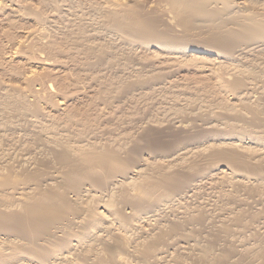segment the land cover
Wrapping results in <instances>:
<instances>
[{
    "label": "rangeland",
    "instance_id": "1",
    "mask_svg": "<svg viewBox=\"0 0 264 264\" xmlns=\"http://www.w3.org/2000/svg\"><path fill=\"white\" fill-rule=\"evenodd\" d=\"M226 1L239 12L255 9L251 13L264 17V0ZM253 1L260 3L259 9ZM166 4L0 0V176L11 168L20 173L30 162L46 173L36 179L37 185L23 180L17 189L6 186L0 198L8 209L21 210L38 190L55 194L51 205L60 209L57 217L67 216L69 225L61 230L70 229L68 238L57 231L56 238L39 242L49 246L57 264L90 263L69 247L80 249L94 240L103 264L113 263L111 256L117 258L114 264H141L111 240L104 249L97 236H117L130 243L125 246H134L160 222L181 215L188 220L198 214L203 218L186 223L171 245L164 246L171 264H198L190 256L210 246L217 251L231 245L239 249L242 244L255 249L259 244L254 239L264 235L262 225L254 224L250 231L226 226L242 207L250 213L264 209V47L251 45L240 59H215L158 46V37L133 30L130 20L142 18L168 31L171 38L178 37L175 42L201 39L197 29L185 33ZM107 6L112 7L108 12ZM28 118L34 126L25 123ZM66 146L74 150L69 152ZM91 148L111 158V170L86 162L81 154ZM220 150L234 153L236 161L216 155ZM172 173L179 174L176 182L166 183L165 176ZM146 178L153 184L138 190ZM184 184L189 187L184 189ZM137 199L154 211L138 210L132 205ZM74 209L82 213L75 215ZM86 219L89 228L80 231L76 225ZM209 231L219 233L201 241ZM190 235L194 239L189 244L182 241ZM19 241L17 236L0 234V264H45L23 252Z\"/></svg>",
    "mask_w": 264,
    "mask_h": 264
},
{
    "label": "bare ground",
    "instance_id": "2",
    "mask_svg": "<svg viewBox=\"0 0 264 264\" xmlns=\"http://www.w3.org/2000/svg\"><path fill=\"white\" fill-rule=\"evenodd\" d=\"M164 1L167 2L168 6H169V10H171V13H173L174 16L178 18L177 21H179V23H181L184 26L183 27L184 30L182 28L181 29L183 31H186L185 33H187L188 31L189 32L190 31H194L193 29H197L198 30L197 32H199L198 33V36L201 39H196V41H194V42H186V43H182V42H180L178 40H177V42H175L173 40V38H174L175 35L173 36V38H171V36H170L171 34L169 35L168 31H163V30L160 31L161 28L159 29V27L157 25H153V24L149 25L150 23L147 24V21L145 23V21H143L142 18H140L141 20H139V17H138V20L139 21H136L135 22V20H130L132 22V25H133V27H132L133 30L135 29L134 31H136L138 34L141 33L142 35H147L148 37L150 35L151 38H152V36L158 37L160 41H158L156 43L154 42L158 46H162V47H166V48H171V49L176 50L177 52H180V53H183V54L186 53V52H199L201 54H207V55L213 56L215 59L216 58H221V59L233 58V60H234V58L240 59L239 56L241 54L245 53V51H246L245 48H248L251 45H254L255 47H257V49H260V47H262V46L264 47V21L262 22V19H261V17L262 18H264V17L260 13V16L261 17L257 14L259 16L258 18H260V19H258L256 15H254L253 13H251V10L254 12L255 9L254 10L253 9H251V10L249 9L250 12H247L246 11L247 9L245 10L246 12H243V11H240L239 12V11L236 10L237 8L236 9H233L235 7L233 6V8H232V5H230L231 3L227 2L226 0H164ZM259 2L260 1H258V3ZM250 3H251V1H250ZM253 3H256V1L255 2L253 1ZM253 3H252V5H253ZM259 4L256 5V6H258V9L260 8L259 7ZM261 5L264 6V3H262V1H261ZM253 6L255 7V5H253ZM107 7H108L107 8V12H108V10L111 9L112 7H110V6H107ZM262 8L263 7H261V9ZM105 10H106V8H105ZM263 10H264V8H263ZM115 14H117V13H115ZM129 15H131V14H129ZM125 20H127V19H125ZM119 21H120V19H119ZM125 24L128 25L127 22ZM118 28H120V27H118ZM117 31H120V29H117L116 32ZM182 33L184 34V32H182ZM185 35H187V34H185ZM183 37H185V36L183 35ZM183 37L181 36L182 39H183ZM187 37H188V35H187ZM195 37H196V35H195ZM186 38H185V40H190L191 39L190 37H189L190 39H186ZM176 39H179V38L176 37ZM262 48H261V50H262ZM248 49H250V48H248ZM187 61H189V60H187ZM25 121H26L25 123L28 124V125H31V126H34L35 125L34 124L35 121L33 119L28 118ZM70 147L69 146H66L65 148L67 149V151L69 150V152H70L71 149L73 148V147H71V148ZM91 149H92V151L87 150V152H84L83 154H81L82 156H84L86 162L87 161L88 162L89 161H91V162L93 161V162H95V164L97 163V166L99 165L98 166L99 168L100 167L101 168L103 167L102 170L104 168H107L108 169L110 167V165H111L110 164L111 163V161H110L111 158L110 157H107L105 153H102L101 154L100 153L101 152L100 150H99V153H98V152H93L94 151L93 148H91ZM73 150H74V148H73ZM88 151H90V152H88ZM95 151H96V149H95ZM81 155H80V157H81ZM216 155L221 156V157H226V158H229L231 160L233 159L235 161L237 159V157H236V155L234 153L233 154H232V152H229L228 153L227 151H221L220 150V152H216ZM33 158H35V156ZM33 158H31V159L33 160ZM31 159H30V161H31ZM38 159H37V161H39ZM65 160L66 159H64V161ZM40 162H41V160L39 161V163ZM67 162H69L68 159H67V161L65 163H67ZM93 162H92V164H94ZM7 167L10 168V166H7ZM69 167H71V166H69ZM9 168H7V169H9ZM73 168H74V166L71 168V170H73ZM9 170L7 171L8 173H6L5 175H2L3 178H1V176H0V191L1 190L3 191V189L6 188V186H12V188H16L17 189V187H16L17 184H19V182H22L23 180H25V181H34L33 184L34 185H37V183H35L36 182V179H39V177L42 174L44 175V173H45L44 170L41 171V169L39 168V166L35 165V163L32 164V162H30L26 167H21L20 168V170H21L20 173H18L19 171L13 170L12 168L9 169ZM136 174H138L140 176L141 175V171L139 169L136 170ZM177 175H179V174H177ZM177 175L174 174V173H172V174H167V176H165V175L164 176L166 178L165 179L166 181L167 180L168 181H172V180H175V177ZM142 178H144V176ZM161 178H163V177H161ZM150 179H152V178H150ZM150 179H148V178H146L144 180L141 179L142 183L139 184V185H137L136 188L138 190H141V191L142 190H145L147 187H149L150 185L153 184L152 183L153 182V179H152V181ZM165 180H163V181L160 180V181L161 182H164ZM176 180H177V178H176ZM176 180L174 182H176ZM155 181L158 182V180H155ZM168 181L166 183H168ZM164 185H167V184H164ZM187 187H189V185L188 184H184V189L187 188ZM35 188H37V187H35ZM33 194L36 195L35 193H32L31 195H33ZM59 197H61V196H59ZM54 198H55V194L52 193L51 191L50 192L49 191L47 192V191L38 190L37 195L34 196V197H32V198L30 197L29 200H27L23 204L21 210L11 209V208L8 209L9 208L8 205L5 204L2 201V199L0 198V234L1 235H6L7 237H11V236H17V237H19L20 238L19 243L21 245L22 251L25 252L26 254L28 253L29 255H33V259H35V261H41V262L42 261H45V264H57L58 261L56 262V259H53L54 257L53 258L51 257V254H53V253H51V250L49 249V246H47V244L46 245H43L39 241L48 242V240H50L51 237L56 238L55 237L56 236L55 233L57 231L61 232L60 234L63 233L64 236L63 235H61V236L63 237V239H66L68 237H66L65 235H66L67 232L70 231V229H69V231H63L64 228H65L64 226L65 225L66 226L69 225V224H67V222H68L67 219H65L67 216L65 217V216H63L64 214L63 215L60 214L57 217V213L60 211V209L58 207H56V206L51 205V203L53 204ZM57 198H58V195H57ZM58 201H62V200H58ZM66 201H67V199L64 202H66ZM64 202H62V203H64ZM132 205H134L137 208H140L138 210L146 209L147 212L154 211V210H152V208H154L152 205L143 204V201L141 202L138 199ZM263 205L261 206V208L263 207ZM242 208L239 209L238 211L236 210L237 212H235V213L233 212L234 214L231 215L230 218H229V220H228L230 222V224L229 223H226V224H229V225H226V226L231 231H233V229L234 230L236 229V228H233L232 229L231 228L232 225L235 226V227L238 226V227H240L242 229L244 228V229H246V231L247 230L250 231L251 229H254L253 228L254 224H256L255 226L262 225L263 228H264V209H258L257 211L253 210L255 212H253L251 210V213H250L248 211L249 208L247 210L245 209L246 211L244 210V208L243 209ZM72 212L75 213V215H76V213H78V214L79 213H82L81 209H77V210L74 209ZM195 217L194 218L191 217V220L190 219L189 220L186 219L182 215L178 219L177 218L176 219H174V218L173 219L172 218H168V219H166V222L164 224L160 222V224H158V226L155 229H152V232L151 233H149L146 236L142 237L141 240H139L138 242H135V243L132 242V243H134L133 244L134 246H131V245L130 246H125L127 243L124 244L125 242L123 243V239L121 240L120 237H117V236H111V235H104L103 237L97 236V235L96 236H97L100 244H102V246H104V247L105 246H108L109 247V244H110L109 241L110 240L113 243V245L116 246V247L117 246L122 247V248L123 247H126L125 249H126V252L128 253V255L130 254L129 256H132V257H135L136 256V258L138 259L137 261H139L141 264H171L170 261H169V259H167V257H166V253H167L166 250L167 249L165 248L166 249L165 250L164 249V246L168 248L169 245H171V241L174 240V237H175L177 231L182 230L183 229V226H185L186 223L188 224V223H190V221L192 222V220H198V219L201 220L200 217H202V216H200V214H198V216L196 218ZM64 221H66V222H64ZM83 222H85V223H83ZM83 222L81 221V223L79 222L78 224L76 222V224H77L76 226L79 227V230L80 231L81 230L83 231L85 229L87 230V228H89V226H88V224H89L88 222L89 221L86 219V221H83ZM69 223H71V222L69 221ZM73 223H74V221H73ZM71 226H72V228L74 227L73 225H71ZM220 227H223V226H220ZM227 227H225V228L227 229ZM62 228H63V230H61ZM104 228L107 229V226L106 227L104 226ZM219 229H221V228H219ZM258 229H259V227H258ZM75 231H71V232H75ZM90 231H92V230H90ZM221 231L222 230H220V232ZM227 231L228 230H226V231L224 230L223 232L224 233L226 232V234H227ZM235 231H240V229H238V230L236 229ZM209 232L207 234L208 236L207 237H203L201 239V241L202 240L203 241L204 240L206 241L208 238L215 239L216 233L217 232L219 233V231H215V232H212L211 231L210 233ZM260 232H262V231H260ZM256 234H258V233H256ZM219 235H222V233L221 234H218V236ZM77 237H78V234H77ZM223 237H227V235L226 236H223ZM124 238H126V236ZM192 238L193 237L191 235H190V237L189 236H187V237L185 236L184 238H182V241H184V242H186V243L189 244L190 241H192L194 239V238L193 239ZM91 239H94V238L92 237ZM142 239H144V240H142ZM216 240H215V242H216ZM5 241H6V239H5ZM94 241L93 242L90 241L85 246L82 245L80 247V249L79 248H75V247L72 248V246L69 247L70 245L68 247L70 249L74 250V251L76 250L77 254L82 253L81 255H83V257H86V260H91L90 263L89 262L86 263L87 261H84L85 264H103L100 261L101 260L100 259L101 258L100 257L101 255L99 256V253H97V250L98 249L96 248V243H94ZM254 241H257L258 244H259V245H257L258 247L255 245L257 248L254 246L255 249H253V247L252 248H249L248 247V249H247L246 247H243V244H242V245H240L241 248H239V249H232L231 246H233V245H231L229 247H227L225 245L226 247H223L222 246L217 251V250H214V249H210L211 248V246H210V247H208L209 250H206L208 248H205L204 250L203 249L202 250H199L195 255L192 253L193 255L190 256V257H192L193 260L195 261V263H198V264H221V263L223 264V262H226L227 264L228 263L229 264H234V263L237 264L236 263L237 261L243 262L244 264H264V235L257 236V240L254 239ZM225 242H227V241H225ZM129 244H127V245H129ZM195 246H196V244H195ZM38 247L39 248L42 247V248L41 249H37ZM63 247H65V246H63ZM111 247L113 248V246H111ZM106 248L107 247H105L104 249H106ZM107 249H109V248H107ZM250 249H252V251H250ZM122 251H124V250H122ZM74 254L76 255V253H74ZM88 255L90 257H88ZM189 255H190V253H189ZM107 256H109V254ZM65 258H66V256H65ZM110 259L111 260L114 259L113 263H111V264L116 263L115 262L117 260L116 256H111ZM134 260H135V258H134ZM65 261H67V260H65ZM105 261H106V259H105ZM70 263H71V261H70ZM70 263H68V264H70ZM186 263H188V262H186ZM71 264H76V262L75 263L72 262ZM105 264H107V263H105Z\"/></svg>",
    "mask_w": 264,
    "mask_h": 264
}]
</instances>
